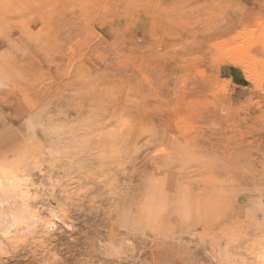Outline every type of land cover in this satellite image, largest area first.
<instances>
[{"label": "rangeland", "instance_id": "1", "mask_svg": "<svg viewBox=\"0 0 264 264\" xmlns=\"http://www.w3.org/2000/svg\"><path fill=\"white\" fill-rule=\"evenodd\" d=\"M41 113L64 149L105 130L72 153L98 182L69 188L54 227L45 202L27 235L0 233V264H214L222 238L254 226L238 210L264 184V0H0V155L46 166L53 145L26 123ZM116 117L128 126L108 132ZM149 127L159 155L130 170ZM141 165L179 214L121 223L148 195ZM107 240L122 255H101Z\"/></svg>", "mask_w": 264, "mask_h": 264}, {"label": "snow or ice", "instance_id": "2", "mask_svg": "<svg viewBox=\"0 0 264 264\" xmlns=\"http://www.w3.org/2000/svg\"><path fill=\"white\" fill-rule=\"evenodd\" d=\"M115 119L117 123L109 128L108 132H118L128 126V121L122 117ZM26 123L38 129L53 148L49 151L46 166L32 164L18 151L0 155V231L6 235L12 234L14 230L22 229L20 235L24 236L38 223H42L43 218L39 213L43 211L41 205L45 202L54 205L45 213L51 217L47 222V228L54 227L53 222L60 220L64 205L69 200V188H83L85 185L98 182V179L89 171V168L95 165L91 161L81 160L79 156L72 153H82L86 144L103 140L105 131L103 128L95 129V132L101 133L100 135L85 136L79 147L68 150L63 146L57 147V138L60 136L61 129L58 121L52 116L43 117V113L39 116L33 115ZM158 135V130L154 128L141 130L136 147L130 153L132 157L139 154V158L132 161L130 170H135L141 160L144 164L154 163L153 157L159 155L155 147ZM21 169H23L22 174H20ZM139 174L149 184L148 195L142 203L134 200L133 205L125 209L121 216L122 224L143 226L158 222L170 214L180 213L181 210L175 202H170L159 195L161 180L154 170L152 174H149L141 165ZM238 182L245 184L247 181L240 177ZM259 191L258 197L251 199L244 197L238 210V214L254 226L243 230L233 228L230 235L222 238L214 264H264V184ZM21 197L24 200L22 209L17 203ZM32 201L35 203H31ZM236 215L237 213H231L222 218L216 226L217 229L223 230L226 225L234 224ZM257 221L258 226H255ZM98 248L104 256L122 255L121 246L112 240L99 244ZM244 254L255 256V259H247ZM108 264H116V261L110 260Z\"/></svg>", "mask_w": 264, "mask_h": 264}, {"label": "bare ground", "instance_id": "3", "mask_svg": "<svg viewBox=\"0 0 264 264\" xmlns=\"http://www.w3.org/2000/svg\"><path fill=\"white\" fill-rule=\"evenodd\" d=\"M18 203V205L20 206V208L22 209V207H23V204H24V200H23V197H21V199L17 202ZM5 207L7 208V204H5ZM0 233L2 234H4V232L3 231H0ZM6 235V234H5Z\"/></svg>", "mask_w": 264, "mask_h": 264}]
</instances>
